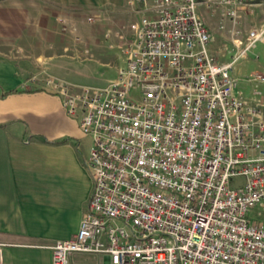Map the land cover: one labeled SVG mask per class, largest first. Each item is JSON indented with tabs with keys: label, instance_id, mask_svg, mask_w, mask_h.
Listing matches in <instances>:
<instances>
[{
	"label": "built area",
	"instance_id": "2783aa9c",
	"mask_svg": "<svg viewBox=\"0 0 264 264\" xmlns=\"http://www.w3.org/2000/svg\"><path fill=\"white\" fill-rule=\"evenodd\" d=\"M128 1L140 20L113 80L44 77L92 141L86 212L72 239L48 247L51 264L77 253L108 264H264V225L249 219L264 201V104L232 76L264 29L235 39L239 50L223 63L197 0ZM228 16L241 24L237 8ZM246 81L264 84V73Z\"/></svg>",
	"mask_w": 264,
	"mask_h": 264
},
{
	"label": "crops",
	"instance_id": "0c3cea01",
	"mask_svg": "<svg viewBox=\"0 0 264 264\" xmlns=\"http://www.w3.org/2000/svg\"><path fill=\"white\" fill-rule=\"evenodd\" d=\"M197 1L199 11L203 0ZM109 3L112 0H0L2 264H51L48 247L72 239L86 212L93 182L85 161L92 141L80 133L78 120L68 116L44 77L60 67L56 61L74 60L56 54L69 48L56 43L60 23L70 24L78 11L108 14ZM201 17L213 35L211 52L219 62L231 61L222 60V54L229 44L234 46L235 38L222 31L216 19H207L204 9ZM240 35L247 38V33ZM235 53L234 48L228 55ZM259 66L246 58L232 71L238 89L253 105L264 104V89L256 97L246 81ZM249 219L264 225V201L250 211ZM68 264H108V258L77 253Z\"/></svg>",
	"mask_w": 264,
	"mask_h": 264
},
{
	"label": "rangeland",
	"instance_id": "374dc122",
	"mask_svg": "<svg viewBox=\"0 0 264 264\" xmlns=\"http://www.w3.org/2000/svg\"><path fill=\"white\" fill-rule=\"evenodd\" d=\"M232 1L233 4L220 6L216 4L215 0L201 2L207 19L212 21L216 19L218 27L220 26L222 31L225 30L232 37L233 32L248 34L251 30L264 29V0ZM107 8L108 14L105 15H97L98 10L91 13L78 11L79 15L75 16L70 24L60 23L62 24L61 37L56 39V43L67 44L69 48L67 51L65 50L66 52L59 51L56 54L67 55L74 60L60 59L56 61L60 67L50 72L53 77L92 87H102L107 81L116 77L117 69L125 62V50L133 39L134 28L139 23L140 13L137 3L132 1L130 4L128 0H112V3L107 4ZM232 8H237V14L241 21V24L236 27L232 26L228 16V12ZM203 9L198 11L199 14H203ZM240 36L238 37L240 38ZM238 37L233 38L237 39ZM238 40L243 43L246 41L241 38ZM234 48L239 50L229 44L228 49H224L222 54H226L227 57H223L222 60L232 59L236 53L233 56L228 53ZM263 50L264 39L247 52L244 58H247V62L253 59L258 66L261 65L258 68L254 67L256 71L248 75L247 79L256 73H264V59L260 58V53ZM244 59L241 58L237 61L234 67H239ZM249 84L252 87V93L259 97L261 89H264V84L255 82ZM240 182V180L233 181L232 187H236Z\"/></svg>",
	"mask_w": 264,
	"mask_h": 264
}]
</instances>
